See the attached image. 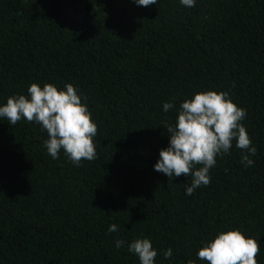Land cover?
Returning a JSON list of instances; mask_svg holds the SVG:
<instances>
[{"label": "trees", "instance_id": "trees-1", "mask_svg": "<svg viewBox=\"0 0 264 264\" xmlns=\"http://www.w3.org/2000/svg\"><path fill=\"white\" fill-rule=\"evenodd\" d=\"M33 83L76 88L97 158L53 159L41 125L0 117V264H140L128 248L145 238L155 264H207L199 250L231 230L259 242L264 264V0H0V106ZM207 91L246 110L257 153L246 167L234 140L187 196L191 177L154 166L165 123Z\"/></svg>", "mask_w": 264, "mask_h": 264}, {"label": "clouds", "instance_id": "clouds-1", "mask_svg": "<svg viewBox=\"0 0 264 264\" xmlns=\"http://www.w3.org/2000/svg\"><path fill=\"white\" fill-rule=\"evenodd\" d=\"M138 6L148 7L157 0H135ZM186 7H195L196 0H180ZM173 103H165V113L173 109ZM245 109L238 107L228 93L215 91L194 94L191 99L180 105L175 124L165 123L169 136V147L160 151V159L154 166L155 171L167 175L170 179L181 175L191 177V184H185L187 196L201 186L211 182L210 169L217 163V157L226 155L236 141V147L244 150L241 162L246 167L253 166L250 156L257 153L252 140L241 121L246 117ZM0 117H5L10 125H16L21 119L41 125L48 139L44 147L53 159H58L61 149L75 166H81L82 160L97 158L94 137L98 126L92 120L88 106L72 84L59 90L48 83L41 87L33 83L28 88V96H11L4 106H0ZM199 166V167H197ZM110 232L118 231L112 224ZM123 240L116 241L119 249ZM128 251L138 256L140 264H155L157 251L149 239L133 241ZM172 249L164 252L165 259L172 256ZM260 244L254 238H248L239 230L219 233L207 242L198 252V258L207 264H258ZM188 264H195L189 261Z\"/></svg>", "mask_w": 264, "mask_h": 264}, {"label": "rangeland", "instance_id": "rangeland-1", "mask_svg": "<svg viewBox=\"0 0 264 264\" xmlns=\"http://www.w3.org/2000/svg\"><path fill=\"white\" fill-rule=\"evenodd\" d=\"M65 10H66L67 13L70 12L71 8H70V5H69V4H67V5L65 6ZM82 13H83V11H82V7H81L77 12H75V15H76V16H81Z\"/></svg>", "mask_w": 264, "mask_h": 264}]
</instances>
